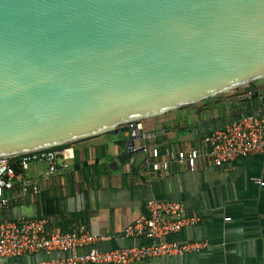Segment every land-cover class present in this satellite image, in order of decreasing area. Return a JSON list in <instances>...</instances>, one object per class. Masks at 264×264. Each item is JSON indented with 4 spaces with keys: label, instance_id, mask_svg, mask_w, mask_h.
<instances>
[{
    "label": "water",
    "instance_id": "obj_1",
    "mask_svg": "<svg viewBox=\"0 0 264 264\" xmlns=\"http://www.w3.org/2000/svg\"><path fill=\"white\" fill-rule=\"evenodd\" d=\"M263 79L264 0H0V157L110 133L130 158L144 119Z\"/></svg>",
    "mask_w": 264,
    "mask_h": 264
},
{
    "label": "crops",
    "instance_id": "obj_2",
    "mask_svg": "<svg viewBox=\"0 0 264 264\" xmlns=\"http://www.w3.org/2000/svg\"><path fill=\"white\" fill-rule=\"evenodd\" d=\"M255 84L263 100H240L226 93L144 119L145 131L157 134L138 141L148 150L130 158L121 154L115 136L105 133L60 147L64 155L59 162L65 160L67 166L53 174H47L46 163H31L22 179L38 184L40 192L22 196L17 179L8 192L11 200L4 220L46 216L51 229L70 232L83 225L95 239L75 251L2 258L0 264H38L90 249L139 245L145 239L126 235L125 228L145 212L150 199L181 201L186 216L196 218L169 238L207 245L132 264H264V154L222 166L203 158L195 171L174 163L168 172H155L144 164L151 147H159L162 154L166 148L202 150L206 133L225 128L244 113L264 115V79Z\"/></svg>",
    "mask_w": 264,
    "mask_h": 264
},
{
    "label": "built area",
    "instance_id": "obj_3",
    "mask_svg": "<svg viewBox=\"0 0 264 264\" xmlns=\"http://www.w3.org/2000/svg\"><path fill=\"white\" fill-rule=\"evenodd\" d=\"M202 143V150L166 148L164 154L159 147H151L144 164L155 172H168L174 163L195 171L203 158L212 161L216 166H222L239 158L264 154V115L250 114L239 117L225 128L206 133L202 137ZM147 150L145 148L144 151ZM62 154L64 155V152L61 149L53 147L0 157V208L9 206L11 196L8 192L13 189L17 179L22 182V196L40 192L38 184H27L22 175L16 174L13 157H16L14 162L23 169L33 162H44L48 167L47 174H53L59 168L67 166L65 160L59 162ZM129 168L127 165V169ZM195 222L196 218L186 216L185 206L181 201L150 199L145 212L125 228L126 235L144 238L145 242L110 250L90 249L66 257L47 258L38 264H132L154 257L199 251L207 245L206 242H181L169 238L186 225ZM94 239L83 225L70 232L51 229L46 216L3 220L0 221V259L34 253L71 252Z\"/></svg>",
    "mask_w": 264,
    "mask_h": 264
},
{
    "label": "trees",
    "instance_id": "obj_4",
    "mask_svg": "<svg viewBox=\"0 0 264 264\" xmlns=\"http://www.w3.org/2000/svg\"><path fill=\"white\" fill-rule=\"evenodd\" d=\"M62 146H64V145L56 146V147H54V148H60V147H62ZM15 158H16V157H13L12 160H13V166H14V168H15V170H16V174H17V175H22L24 169H23V168H22L17 162H14ZM9 219H11V218H9ZM3 220H4V219H1L0 221H3Z\"/></svg>",
    "mask_w": 264,
    "mask_h": 264
},
{
    "label": "rangeland",
    "instance_id": "obj_5",
    "mask_svg": "<svg viewBox=\"0 0 264 264\" xmlns=\"http://www.w3.org/2000/svg\"><path fill=\"white\" fill-rule=\"evenodd\" d=\"M6 211H7V208H0V220L7 218L8 213Z\"/></svg>",
    "mask_w": 264,
    "mask_h": 264
}]
</instances>
